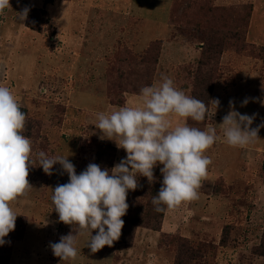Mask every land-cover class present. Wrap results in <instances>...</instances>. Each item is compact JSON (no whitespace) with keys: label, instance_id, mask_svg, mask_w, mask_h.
<instances>
[{"label":"rangeland","instance_id":"rangeland-1","mask_svg":"<svg viewBox=\"0 0 264 264\" xmlns=\"http://www.w3.org/2000/svg\"><path fill=\"white\" fill-rule=\"evenodd\" d=\"M49 1L10 0L11 8L0 14V85L11 90L29 120L38 121L30 138L34 154L42 150L87 166L95 159V143L116 146L101 140L94 125L97 113L120 108L106 96V72L112 56L126 50V56H119L128 68L120 71L131 74L138 68L135 58L141 59L153 41L162 44L153 85L166 75L192 96L198 66L211 72L207 122H186L201 130L215 127L221 140L205 153L212 164L199 198L165 214L161 231L139 228L133 233L123 227L119 240L96 253L87 247L85 234L78 237V256L70 261H61L50 248L72 231L58 222L51 201L52 189L63 180L61 166L55 165L51 176L41 167L31 168L32 189L12 204L18 216L15 230L5 237L0 264H174L177 231L205 254L194 264H264V256L255 251L264 243V128L252 145L234 148L223 142L220 125L230 100L241 114H257L252 127L264 122V0ZM25 7L29 11L21 23L17 13ZM213 29L224 38L225 48L204 67L200 60ZM137 96H131L129 107L142 105ZM246 98L249 103L242 106ZM173 122L185 121L173 117ZM122 158L126 152L119 149L117 163ZM138 183L139 193L151 184L142 176ZM129 203L122 219L137 215L147 199L137 194ZM174 217L176 223L168 224ZM19 221L26 231L15 240Z\"/></svg>","mask_w":264,"mask_h":264},{"label":"clouds","instance_id":"clouds-1","mask_svg":"<svg viewBox=\"0 0 264 264\" xmlns=\"http://www.w3.org/2000/svg\"><path fill=\"white\" fill-rule=\"evenodd\" d=\"M7 8H11L10 0H0V14ZM28 11L25 7L17 13L19 22L27 19ZM139 95L141 106H123L111 113L96 114L94 125L99 130V138L113 141L118 149L126 152V158L110 170L89 163L77 174L68 157L49 156L42 150L33 153L32 141L23 134L26 113L11 90L0 85V246L15 230L18 214L12 204L32 189L28 176L33 167H41L51 176L54 166L59 164L69 177L67 183L52 189L51 196L58 222L72 228L59 242L50 243L53 255L61 261L77 258L76 245L82 235H88L87 247L92 253L111 247L119 240L124 226L122 217L129 208L128 192L140 186L141 176L153 183L158 165H162L163 179L158 194L152 198L154 211L175 212L199 198L198 190L212 164L205 153L221 137L215 127L201 130L186 121L189 118L204 121L209 117L208 105L186 95L166 75H162L159 85L142 87ZM213 102L217 109L219 100ZM248 103L246 98L242 106ZM229 105L230 111L220 124L223 142L230 147L247 148L259 138L264 122L252 127L257 114H241L235 110L232 100ZM173 117L185 122L174 124ZM94 230L96 234L92 235Z\"/></svg>","mask_w":264,"mask_h":264},{"label":"trees","instance_id":"trees-1","mask_svg":"<svg viewBox=\"0 0 264 264\" xmlns=\"http://www.w3.org/2000/svg\"><path fill=\"white\" fill-rule=\"evenodd\" d=\"M47 1L50 2L49 0ZM171 21L172 13H170V22ZM159 42H151L147 47V51L145 52L144 56L141 57V59L135 58L136 61H139L138 68H135L131 71V74H126V76L120 71L121 69L124 72L125 69L128 68V65L121 61L122 56L127 55L126 50L121 52L118 51L115 56H112L114 57L112 58L113 61H111L113 63L111 67L109 66V69L106 72V96L111 105L123 107L127 102L128 95H139L140 89L142 87L153 85L155 67L157 65L159 53L162 46L161 42ZM205 45L207 47V50L200 60V65L204 67L210 64V62L213 60V55L217 53L221 55L223 49L225 48V41L219 31L217 29H213L209 32V34H207ZM120 54L122 56H119ZM185 66L186 65H182V68ZM200 67L201 66H198L197 73H199L195 75L193 79L194 88L192 91V97L205 102L210 109L213 90V78L210 71H203L202 69L200 70ZM135 70L137 74H134ZM207 119L208 118H206L202 122H196L189 118V121L193 124H205L207 122ZM37 124L38 121L32 122L28 118L26 119V137H32V130ZM95 148L96 152L93 163L100 165L102 169L108 168L109 170L116 165L119 156V149L116 146H114L111 142L100 141L98 143H95ZM84 164L75 166L77 174H80L86 169L87 166H84ZM161 167L162 165H158L154 169L155 181L149 185L148 189L144 191L142 190L141 193H139L140 191L136 190L129 191V196L127 199L128 204H130L129 200H132V198H134L137 194L139 196L143 195V197L147 199V203L144 208L137 211V215L132 218L123 219V227L125 228V230L129 228L133 233L137 232L139 228H149L154 231L162 230L165 213H158L154 211V206L152 204V198L153 196L158 194L162 184L163 177L160 172ZM29 175H31V169ZM59 175L61 180L63 179L61 184H65L68 182L69 177L66 173L61 172ZM25 228V224L22 225V223H20L19 221V228L17 230L15 240H21L24 237L26 231ZM175 236L173 238V242L177 245V254L174 264H194L198 258L200 259L201 257L205 256V254L196 247L195 243H193L188 237L183 236L180 231H177L175 233ZM223 240L224 239H222V241ZM2 246H0V254ZM255 251L257 255L264 256V243L257 247Z\"/></svg>","mask_w":264,"mask_h":264},{"label":"crops","instance_id":"crops-1","mask_svg":"<svg viewBox=\"0 0 264 264\" xmlns=\"http://www.w3.org/2000/svg\"><path fill=\"white\" fill-rule=\"evenodd\" d=\"M181 46H184V45H181ZM185 47V46H184ZM165 48V47H164ZM163 52H164V49H163ZM187 59V58H186ZM184 63V62H183ZM131 96H137V95H128L127 96V102H126V104H125V106H129V103H130V98H131ZM138 97V99L141 101V97L138 95L137 96ZM168 219V218H167ZM174 223H176V217H174V218H172L171 220H168V224H174ZM165 224H166V221H165ZM165 226V225H164ZM180 229V228H179ZM178 229V230H179Z\"/></svg>","mask_w":264,"mask_h":264}]
</instances>
